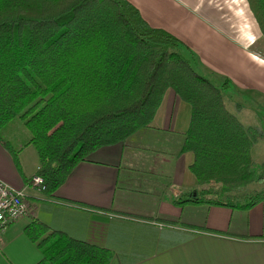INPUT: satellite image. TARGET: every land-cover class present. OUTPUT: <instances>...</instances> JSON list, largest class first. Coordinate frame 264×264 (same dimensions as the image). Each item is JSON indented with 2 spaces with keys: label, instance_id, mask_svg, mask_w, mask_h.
<instances>
[{
  "label": "trees",
  "instance_id": "1",
  "mask_svg": "<svg viewBox=\"0 0 264 264\" xmlns=\"http://www.w3.org/2000/svg\"><path fill=\"white\" fill-rule=\"evenodd\" d=\"M247 1L264 37V0ZM190 51L128 0H0V141L19 169L22 149L35 147L36 174L52 196L98 148L150 126L171 88L191 106L182 150L194 154L190 169L204 185L195 198L175 202L249 209L264 200V190L247 188L264 179L253 158L264 129L228 109V81L217 86L201 74ZM20 124L30 137L15 148ZM48 231L39 221L26 229L35 240ZM54 236L40 240L37 264L113 259L105 247Z\"/></svg>",
  "mask_w": 264,
  "mask_h": 264
},
{
  "label": "crops",
  "instance_id": "2",
  "mask_svg": "<svg viewBox=\"0 0 264 264\" xmlns=\"http://www.w3.org/2000/svg\"><path fill=\"white\" fill-rule=\"evenodd\" d=\"M128 1L184 40L201 74L228 81L227 107L244 125L264 129V37L247 0ZM190 120L189 103L167 89L150 126L98 148L52 196L32 184L35 147L22 149L19 169L0 141V181L30 203L0 232V264H37L51 232L109 249L110 264H264V200L249 209L175 202L204 187L190 169L194 154L182 150ZM35 221L49 227L37 240L26 232Z\"/></svg>",
  "mask_w": 264,
  "mask_h": 264
},
{
  "label": "built area",
  "instance_id": "3",
  "mask_svg": "<svg viewBox=\"0 0 264 264\" xmlns=\"http://www.w3.org/2000/svg\"><path fill=\"white\" fill-rule=\"evenodd\" d=\"M44 178L35 174L32 184L44 191ZM30 210V203L25 190L16 189L0 181V232H4L10 224L25 216Z\"/></svg>",
  "mask_w": 264,
  "mask_h": 264
},
{
  "label": "rangeland",
  "instance_id": "4",
  "mask_svg": "<svg viewBox=\"0 0 264 264\" xmlns=\"http://www.w3.org/2000/svg\"><path fill=\"white\" fill-rule=\"evenodd\" d=\"M21 125L22 124H20L21 130L24 133L22 131L19 132L20 130L15 131V137L12 140L13 146L15 148L21 147V145H23L30 137L29 133ZM2 133L4 134V131ZM258 144L254 145L253 147V158L255 160V169L257 173L262 172V174H264V141H262V143H260L259 145ZM32 149L35 150V148H32ZM247 188L250 190L264 189V179L260 182H254V183L249 184Z\"/></svg>",
  "mask_w": 264,
  "mask_h": 264
}]
</instances>
